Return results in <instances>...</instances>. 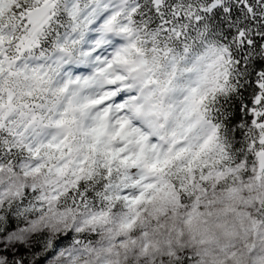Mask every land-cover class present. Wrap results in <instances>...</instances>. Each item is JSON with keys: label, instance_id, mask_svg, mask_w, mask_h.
I'll list each match as a JSON object with an SVG mask.
<instances>
[{"label": "snow or ice", "instance_id": "snow-or-ice-1", "mask_svg": "<svg viewBox=\"0 0 264 264\" xmlns=\"http://www.w3.org/2000/svg\"><path fill=\"white\" fill-rule=\"evenodd\" d=\"M0 264H264V0H0Z\"/></svg>", "mask_w": 264, "mask_h": 264}]
</instances>
